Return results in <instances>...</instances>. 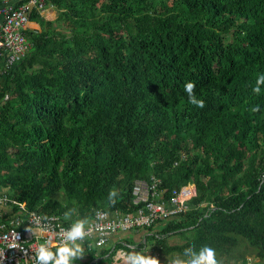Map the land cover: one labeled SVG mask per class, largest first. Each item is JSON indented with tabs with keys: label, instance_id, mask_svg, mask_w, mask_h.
Returning <instances> with one entry per match:
<instances>
[{
	"label": "trees",
	"instance_id": "16d2710c",
	"mask_svg": "<svg viewBox=\"0 0 264 264\" xmlns=\"http://www.w3.org/2000/svg\"><path fill=\"white\" fill-rule=\"evenodd\" d=\"M44 1L57 20L30 14L41 31L0 83L1 191L69 225L135 213L138 180L193 184L189 210L123 248L264 262V0Z\"/></svg>",
	"mask_w": 264,
	"mask_h": 264
},
{
	"label": "built area",
	"instance_id": "2783aa9c",
	"mask_svg": "<svg viewBox=\"0 0 264 264\" xmlns=\"http://www.w3.org/2000/svg\"><path fill=\"white\" fill-rule=\"evenodd\" d=\"M46 8L44 0H25L0 7V60L3 62L0 75H5L26 57L31 47L26 36L30 14L34 11L41 14ZM150 179L135 183L134 203L141 205L135 213L95 211L85 223V238L77 241L84 249L83 255L72 264H127L124 255L128 252L123 248L121 233L139 232L189 210V202L196 196L195 185L175 189L166 197L167 189H159L160 180L154 176ZM3 208L7 210L5 214L11 212V216L0 220V264H36L38 248L48 241L59 245L64 233L72 226L59 215L29 211L27 205L0 189V209ZM115 237H118L117 245L111 247ZM51 250L55 252L56 249Z\"/></svg>",
	"mask_w": 264,
	"mask_h": 264
},
{
	"label": "clouds",
	"instance_id": "9594fccd",
	"mask_svg": "<svg viewBox=\"0 0 264 264\" xmlns=\"http://www.w3.org/2000/svg\"><path fill=\"white\" fill-rule=\"evenodd\" d=\"M256 87L253 92H260V85H264V74H261L256 80ZM195 84L188 82L184 86L185 92L189 96V102L193 105L203 108L205 106L203 100H198L194 95ZM252 111H258L253 108ZM116 195L115 191L110 192L109 198L111 199ZM69 213H65L67 218ZM85 220H77L72 224L64 235L63 240L59 245L48 241L47 244H42L36 253V264H72V261L81 258L83 255V248L77 241H82L85 236ZM55 248V252L51 249ZM185 256H188L187 261L177 259L173 264H218L216 259V252L212 247L205 246L197 253L192 248L185 249ZM127 264H160L159 260L154 257H146L138 253H128L124 255Z\"/></svg>",
	"mask_w": 264,
	"mask_h": 264
},
{
	"label": "rangeland",
	"instance_id": "374dc122",
	"mask_svg": "<svg viewBox=\"0 0 264 264\" xmlns=\"http://www.w3.org/2000/svg\"><path fill=\"white\" fill-rule=\"evenodd\" d=\"M26 205V203H24ZM134 232H130V233H121V236L124 235H131V237H134V240L138 242L142 241L145 233L143 234H139V233H134ZM123 235V236H124ZM129 235H127L126 237H128ZM123 238V237H122ZM183 242V239L180 238L179 236H174V237H170L167 239L166 244L168 245H173L175 243H179L181 244ZM135 253V252H134ZM140 255L146 256V257H154L157 258L160 262V264H173V261L180 259V260H185L187 261L188 258H185L183 256H181L178 253H166L165 251L163 252H158L156 250H154L152 248V245L150 244L147 250H143L141 253L137 252ZM246 256L248 257L249 260V264H264V262H259L258 259H256L254 257L253 254H250L248 251H246ZM228 264H241V262L238 260H236L235 258L230 259L228 262Z\"/></svg>",
	"mask_w": 264,
	"mask_h": 264
},
{
	"label": "crops",
	"instance_id": "0c3cea01",
	"mask_svg": "<svg viewBox=\"0 0 264 264\" xmlns=\"http://www.w3.org/2000/svg\"><path fill=\"white\" fill-rule=\"evenodd\" d=\"M22 1H25V0H7L6 2L4 0H0V7L5 6V4L16 5ZM41 15L43 16V18L45 20L53 22V21H56L58 18V11L54 7L47 6V8L44 10V12H41ZM27 31H41V26L39 23L30 20L29 24L27 25ZM2 66H3V62H2V60H0V69L2 68ZM5 81H6L5 75H0V83H2V82L4 83ZM6 211L7 210L5 208L0 209V220L4 219V217H6V216H8L7 218H9L11 216L10 215L11 212L9 214H5ZM123 235L122 236L120 235L119 237L124 238L127 236V235H124V236ZM117 239H118V237H115L111 240L112 241L111 247L114 244L117 245V242H116ZM84 260H86V258ZM81 261H83V259H81Z\"/></svg>",
	"mask_w": 264,
	"mask_h": 264
}]
</instances>
